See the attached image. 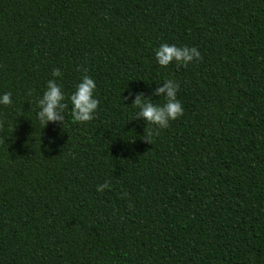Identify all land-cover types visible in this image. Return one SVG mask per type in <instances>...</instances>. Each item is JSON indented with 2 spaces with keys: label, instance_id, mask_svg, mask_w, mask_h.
Returning a JSON list of instances; mask_svg holds the SVG:
<instances>
[{
  "label": "trees",
  "instance_id": "16d2710c",
  "mask_svg": "<svg viewBox=\"0 0 264 264\" xmlns=\"http://www.w3.org/2000/svg\"><path fill=\"white\" fill-rule=\"evenodd\" d=\"M160 43L200 58L161 67ZM83 75L99 103L80 123ZM166 78L182 115L130 120L121 97ZM49 79L68 106L41 129ZM3 92L0 264H264V0H0Z\"/></svg>",
  "mask_w": 264,
  "mask_h": 264
},
{
  "label": "clouds",
  "instance_id": "9594fccd",
  "mask_svg": "<svg viewBox=\"0 0 264 264\" xmlns=\"http://www.w3.org/2000/svg\"><path fill=\"white\" fill-rule=\"evenodd\" d=\"M154 58L161 67H167L170 62L186 66L194 59L198 60L200 53L195 47L184 45L178 47L175 44L160 43L158 48L154 50ZM51 75L59 77L60 72L54 68ZM156 84L157 86L147 96L143 92L136 91L133 93L131 89H128V95L121 98L127 100L131 97L130 105L133 106V115L130 120L143 121L147 125L156 126L157 129L167 128L169 121L175 120L183 113L181 102L176 95L179 84L171 78L163 79L162 83ZM95 87V81L88 75L81 76L79 82L75 84L74 91L68 96L72 121L82 123L93 119L99 103L94 96ZM152 96L162 97L163 103H153ZM11 103L9 92L0 93V105L8 106ZM36 106L35 117L42 126L41 129L50 123L61 128L64 121V110L68 105L65 103V93L55 79H49L46 82L45 89L36 101ZM151 135L152 129H149L144 140L150 143ZM54 142L53 137H48L44 147L48 148ZM107 188H110V184L106 180L96 186V191L101 192Z\"/></svg>",
  "mask_w": 264,
  "mask_h": 264
}]
</instances>
